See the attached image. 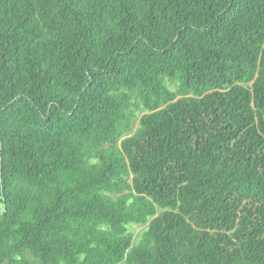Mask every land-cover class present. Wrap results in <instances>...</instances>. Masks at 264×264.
Listing matches in <instances>:
<instances>
[{
  "label": "trees",
  "instance_id": "16d2710c",
  "mask_svg": "<svg viewBox=\"0 0 264 264\" xmlns=\"http://www.w3.org/2000/svg\"><path fill=\"white\" fill-rule=\"evenodd\" d=\"M0 206V264H264V0H0Z\"/></svg>",
  "mask_w": 264,
  "mask_h": 264
},
{
  "label": "rangeland",
  "instance_id": "374dc122",
  "mask_svg": "<svg viewBox=\"0 0 264 264\" xmlns=\"http://www.w3.org/2000/svg\"><path fill=\"white\" fill-rule=\"evenodd\" d=\"M143 113V112H142ZM142 113H140V115H142ZM137 123L138 121H135L133 123V132L135 131V129L137 128ZM0 209H1V206H0ZM142 228H139V227H136L135 229L132 228V230H134V233H135V238L134 240H136V238L139 236V233L141 231Z\"/></svg>",
  "mask_w": 264,
  "mask_h": 264
}]
</instances>
